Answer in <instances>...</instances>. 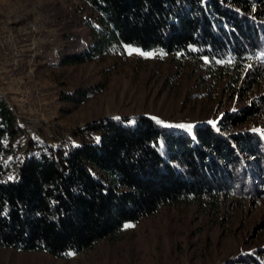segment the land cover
Segmentation results:
<instances>
[{"label":"trees","instance_id":"obj_1","mask_svg":"<svg viewBox=\"0 0 264 264\" xmlns=\"http://www.w3.org/2000/svg\"><path fill=\"white\" fill-rule=\"evenodd\" d=\"M85 3L92 15L78 26L89 29L90 41L67 36L58 56L63 65L132 48L207 60L214 73L240 84L252 75L244 78L247 64L264 57V14L258 10L264 0ZM89 96L81 89L63 92L62 100L80 103ZM254 116L244 108L216 126L188 129L148 116L103 119L77 134L79 146L55 149L35 140L25 149L21 122L0 100V247L64 258L119 238L126 224L169 204L253 194L254 180L264 177V135L228 134ZM225 264H264V255Z\"/></svg>","mask_w":264,"mask_h":264},{"label":"rangeland","instance_id":"obj_2","mask_svg":"<svg viewBox=\"0 0 264 264\" xmlns=\"http://www.w3.org/2000/svg\"><path fill=\"white\" fill-rule=\"evenodd\" d=\"M258 10L264 14V4ZM0 14L13 22L42 15L59 45L57 55L41 59L36 71L37 79L57 99L54 116L44 124L19 123L24 131L20 145L25 149L35 140L55 149L79 146L77 134L103 119L148 116L166 126L188 129L216 126L244 108H252L256 116L230 127L228 135H264L262 55L247 64L244 78L252 75L240 84L236 78L214 73L207 60L132 48L96 61L63 65L58 56L66 50L67 36L90 41L89 29L78 26L92 15L85 0H0ZM81 89L90 93L83 102H63V92ZM254 181L253 194L223 193L164 206L137 224H126L119 238L102 240L78 255L56 258L42 251L0 247V264H225L238 257L262 256L264 177Z\"/></svg>","mask_w":264,"mask_h":264},{"label":"built area","instance_id":"obj_3","mask_svg":"<svg viewBox=\"0 0 264 264\" xmlns=\"http://www.w3.org/2000/svg\"><path fill=\"white\" fill-rule=\"evenodd\" d=\"M45 24L40 14L23 22L0 14V100L18 122L31 125L48 123L57 101L36 77L41 59L59 51Z\"/></svg>","mask_w":264,"mask_h":264}]
</instances>
